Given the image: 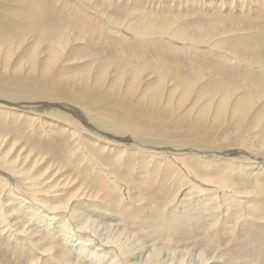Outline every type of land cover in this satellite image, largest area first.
<instances>
[{"label": "bare ground", "instance_id": "6f19581e", "mask_svg": "<svg viewBox=\"0 0 264 264\" xmlns=\"http://www.w3.org/2000/svg\"><path fill=\"white\" fill-rule=\"evenodd\" d=\"M44 1L0 0V108L28 116L34 124L36 122L42 124V129L51 135L54 128L48 126L52 122L51 126L61 127L57 130L70 136L77 147L71 148L74 154L71 152L67 161L55 163L48 157L49 153L42 150L35 153L36 148L26 141V138L24 140L17 134L12 141L9 131L1 134L0 186L7 187L10 184V174H13L20 178L25 189H23L25 196H21L17 189H12V186L7 199L11 201L18 199L20 205L22 202H25V205L28 203L29 211L26 213L32 218L59 215L60 230L67 232L70 226L68 216L71 218L76 216V204L80 199L84 198L88 207H101L106 211L115 212L116 218L113 220L114 223H111L113 231L111 232L114 233V236L111 234L112 237L109 236L108 229L105 230L109 235L104 234L105 237L91 235L90 232L86 234L87 224L80 221L77 224L80 233L85 230V234L82 233L84 236L81 235L84 239L81 241L82 246L77 258L86 259L89 263L94 261V264H214V257L202 250L197 251L199 261L195 263H188L184 255L175 259L171 249L166 250L168 252L166 258L161 256L162 250L156 249V252H150L145 257H141L137 252L141 257L139 259L129 246V241L138 236L131 225L138 227L143 224L142 219L147 218L146 226L153 228L157 233L161 229L169 232L170 228H178L174 220L180 218L171 219L175 215L169 216L168 209L165 208L167 204L163 205L164 203L152 204L154 211L150 214L146 213V204H141V200L132 197L130 202L126 201L127 196L122 192L124 178L118 174V168L126 161L128 151L135 149L142 153L140 154L142 157L145 156L144 159L150 158L148 161L154 163V170L163 167L165 171L181 169L183 174L179 180L178 190L189 185L193 191H208L210 194L221 191L226 202L233 200V197L240 196V188L235 182L238 174L252 175L254 169H264V144L256 147L252 143L253 136L264 131L261 130V127L264 128V93L259 96L258 94L248 96L243 92V88H232L229 85L215 92L206 93L205 86L199 88L197 82L180 83L157 79L155 83V78L141 68H134L129 76L123 74L122 70H116L117 77L107 74L108 69L97 71L91 64H85L83 68L75 70L76 64L72 63L83 61L86 56L73 58L75 50L72 51V47H78L77 42H86L87 37H93L94 31L81 29L80 26L64 28L62 26L64 21L52 27L53 22L46 14ZM120 1L146 3L155 8L163 2L160 7H166L165 9H176L184 5L183 0H66L69 6L74 8L77 18L81 17L79 21L87 22V16L91 15L95 21L104 27H110L116 33H129L126 28L122 32L120 28L123 29V24L105 9ZM189 1L192 2L193 8L195 4L225 5L236 0ZM239 1L244 2L237 0ZM52 13L56 16L54 12ZM168 29V25H162L150 27L144 32L134 31L132 34L139 39L147 37L146 39L154 41L164 36ZM202 38L203 35L198 37V43L204 40ZM32 39L36 40L33 45ZM26 50L29 53L23 57L24 59H19L20 53L24 54ZM91 58L88 56L90 63H96ZM48 104L61 106L63 104L65 107L60 110L59 107L54 108ZM257 107L258 109L253 112ZM248 117L250 119L247 121ZM194 150L202 154H198L200 158L196 160L197 162L192 159L196 156ZM106 152L114 155L115 159H111L110 156L106 159ZM219 153L223 157L219 156ZM214 157L224 158L228 163L232 162V166L225 168L217 164ZM78 164H81L79 174L73 173L77 168L74 167ZM93 167L96 169L93 175L95 180L89 181L92 178V171L90 173L89 170ZM248 167L249 173L245 172ZM99 179L100 181L96 183ZM256 181L258 183L254 191L261 194V191H264V181ZM93 183L100 189H92ZM88 187L91 190H87ZM217 196L219 197V193ZM26 199L29 202H26ZM1 203V222L8 225L9 216L7 217ZM20 205H14L11 211L20 212L22 209ZM5 206L6 209L9 205ZM40 208H44L47 215L43 216ZM250 212L256 217V213L262 212V209L252 207ZM125 215L129 216L130 222L124 220ZM161 215L162 219H159ZM101 230L105 231L103 227ZM40 250L45 257L52 258L59 264H76L67 252H53V244L45 243ZM240 261L241 264H259L246 258Z\"/></svg>", "mask_w": 264, "mask_h": 264}, {"label": "rangeland", "instance_id": "374dc122", "mask_svg": "<svg viewBox=\"0 0 264 264\" xmlns=\"http://www.w3.org/2000/svg\"><path fill=\"white\" fill-rule=\"evenodd\" d=\"M182 2L184 5L176 9L161 8L160 5L163 2H160L158 8L146 3L114 2L115 5L105 9H108L107 12L120 24H123V29L120 28L122 32H124V28L129 31V33L120 34L110 27L102 26L91 15L87 16V22L79 21L81 17L78 16L77 18L74 8L70 7L66 0L44 1L46 14L53 22L52 27H56L58 23L64 21L62 25L64 28H71V26L79 28L80 26L81 29L94 31L91 32L93 37L85 36L87 37L86 42H77L78 47H72V51L75 50L73 58L86 56L83 61L72 63L76 64L75 70L83 68L85 64H91L95 70L102 71L103 69L105 71L108 69L110 73L108 71L107 74L117 77L116 70H122L123 74L129 76L134 68H141L143 71H147V74L152 75L153 79L155 78V83H157V79L158 81L171 80L180 83L182 81L197 82L199 88L205 86L206 93L207 91L208 93L215 92L221 87L225 86L224 88H226L228 85L232 88H243V92L248 96L256 94L259 96L264 93V0H244V2H237L236 0L225 5L195 4L193 8L191 7L192 2H188V0ZM75 18L77 19L75 20ZM162 25H168L169 29L164 36L154 39V41L146 39L147 37L139 39L132 34L134 31L144 32L150 27ZM201 35H203L202 40H204L198 43V37ZM34 41L36 40H31L32 45ZM21 53L19 59L25 57L29 52L26 50L24 54ZM88 56L92 57L91 60L96 63H90ZM48 105L54 108L59 107L60 110L65 107L63 104L62 106ZM257 109L258 107L254 108L253 112ZM249 119L250 117L247 121ZM54 124L55 122H53ZM51 125L52 122L46 126L54 128L53 135L42 129V124L38 122L34 124L28 116L0 108V137L1 134L7 133L6 131L10 132L11 140L14 135L18 134L17 136L20 135L24 140L26 138V141L34 145L35 153L39 150L49 153L48 157L55 163L67 161V157L72 152L71 148L77 147V144L70 136H66L62 134V131L57 130L61 127ZM261 130L264 128L261 127ZM253 138L252 143L256 147L257 145L262 146L264 144V131L256 133ZM22 141L23 139L20 140L21 144ZM69 151L70 153H68ZM137 152L135 149L128 151V155L125 156L126 161L121 163L120 168H118V174L120 173L124 178L122 192L127 196L126 201L130 202V199L133 198L141 200V204H146V213L150 214L154 211L152 204L161 205L164 203L163 205L167 204L165 208L168 209L169 216L170 214L175 215L170 217L171 219L180 218L174 220V223L178 224V228H170L171 231L169 232L161 229L157 233L153 228L146 226L145 219L147 218L142 219L143 224L138 227L131 225L132 228H135L134 232L138 236L129 241V246L139 259L150 252H156V249L162 250L163 255L161 252V256L166 258L168 254L166 250L171 249L175 259L182 258L184 255L188 263H195L199 261L198 252L202 250L214 257V264L220 262V264H241L240 260L243 258L264 264V191H261V194H256L254 191L255 185L258 183L256 180L264 181V169L256 168L252 175L239 173V176L236 177L235 174L234 177L237 178L235 182L240 188V196L233 197V200L226 202L221 191V193L216 191L212 194L208 191H193L189 185L182 187L181 191L178 190L180 188L179 180L183 174L181 169L165 171L163 167L154 170V163L148 161L150 158L144 159L145 156L142 157L140 155L142 153L138 152V154ZM72 153L74 154V152ZM194 153L196 156L192 159L198 161L199 155L202 154L196 150ZM105 155L106 159L108 156L113 160L115 159L114 155L109 152H106ZM219 156L222 154L219 153ZM214 159L217 164L223 165L225 168L232 166V162L228 163L224 158L214 157ZM73 160L75 161L76 158ZM80 165L74 167L77 168L73 173L79 174ZM90 166L92 168V165ZM95 170L94 167L89 170L90 173L92 171V178L89 181L95 180V176H93ZM248 170L249 167L245 172L249 173ZM10 175V184L5 188L0 186V203L2 202L7 217H10V220L8 217L10 222L8 225L1 222L0 217V264H59L52 258H47L45 254L40 253V247L45 243L53 244V252L55 253L67 252L75 261L74 263L87 264L89 262L86 259L77 258L85 230L86 234L90 232L91 235L105 237L109 235L108 231L105 230L108 229L109 236L111 234L114 236L111 223H114L116 213L113 212V214L101 207H88L84 198L79 201L81 205L78 202L76 204V216L72 218L68 216L70 224L67 228L68 232L60 230L59 215L48 214L49 216L46 217L38 216V218L41 217L39 219L37 217L32 218L26 213L29 211L28 203L25 205L21 199L20 205L18 199L12 201L7 199L11 194L12 186L13 190L17 189L21 196H25L23 195L24 184L20 178L13 174ZM188 177L190 176L188 175ZM98 181L100 179L96 183ZM91 187L94 190L99 188L94 183ZM89 189L91 190L90 187L87 188V190ZM250 191H254V193H250ZM218 193L219 197L217 196ZM242 201L243 204H241ZM26 202H29L28 199ZM172 202L174 203L171 204ZM233 203L235 204L233 205ZM16 204L17 206L20 205L23 210L12 212L11 210ZM169 204L171 205L169 206ZM5 205L10 207L5 209ZM252 207H261L262 212H257L256 217L252 216L250 212ZM120 209L122 210V207ZM40 211L43 216L47 215L44 208H40ZM124 218L130 222L129 216L125 215ZM159 219H162V215L159 216ZM79 221L88 226L82 232L84 234L80 233L81 231L77 228ZM117 225L120 224L117 223ZM102 227L105 231L101 230ZM91 228L99 230V233L96 234L97 231H93ZM70 233H72L71 236ZM159 248L161 249L159 250ZM93 262L89 264H94L95 262Z\"/></svg>", "mask_w": 264, "mask_h": 264}]
</instances>
